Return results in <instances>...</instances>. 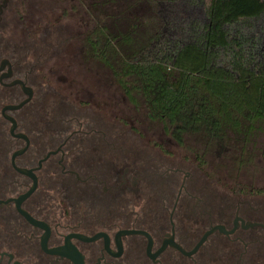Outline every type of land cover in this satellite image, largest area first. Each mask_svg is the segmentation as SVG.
Masks as SVG:
<instances>
[{"label": "flooded vegetation", "instance_id": "1", "mask_svg": "<svg viewBox=\"0 0 264 264\" xmlns=\"http://www.w3.org/2000/svg\"><path fill=\"white\" fill-rule=\"evenodd\" d=\"M47 2L0 4V264H264V191L206 190L127 96L100 1Z\"/></svg>", "mask_w": 264, "mask_h": 264}, {"label": "trees", "instance_id": "2", "mask_svg": "<svg viewBox=\"0 0 264 264\" xmlns=\"http://www.w3.org/2000/svg\"><path fill=\"white\" fill-rule=\"evenodd\" d=\"M153 5L154 32L114 24L109 31L112 64L127 67L116 76L132 102L141 97L180 145L191 135L221 144L264 123V0ZM139 37L144 43L134 46Z\"/></svg>", "mask_w": 264, "mask_h": 264}, {"label": "rangeland", "instance_id": "3", "mask_svg": "<svg viewBox=\"0 0 264 264\" xmlns=\"http://www.w3.org/2000/svg\"><path fill=\"white\" fill-rule=\"evenodd\" d=\"M2 1L0 0V4ZM45 1L49 2L43 4L44 6L57 5V0ZM97 1H100L96 4V7L99 6L96 9L99 11L100 20L104 17L106 20L108 16L118 30L127 31L135 25L139 26L141 31L154 28L149 17L154 14L155 0ZM53 16L57 14L46 15V17ZM142 35L145 37V33ZM143 37L139 39V43H144ZM137 106L140 113L141 103L138 102ZM131 120L134 121V118ZM127 125L129 128L128 121ZM137 127H140L139 122ZM148 127L151 128V125ZM229 139L224 143L216 144L208 142L201 135H191L186 143V150L181 148L175 151L179 152L182 158L185 154H189L192 173L196 174L194 170L199 169L202 173V186L211 194L217 195L219 199L236 198L239 194L243 192L248 194L251 190L263 192L264 190H257L264 185L257 182L255 177L264 170V123L256 122L251 132Z\"/></svg>", "mask_w": 264, "mask_h": 264}, {"label": "water", "instance_id": "4", "mask_svg": "<svg viewBox=\"0 0 264 264\" xmlns=\"http://www.w3.org/2000/svg\"><path fill=\"white\" fill-rule=\"evenodd\" d=\"M5 6V3L0 7V15H1V11H2V8ZM205 240V238L202 240V242Z\"/></svg>", "mask_w": 264, "mask_h": 264}]
</instances>
